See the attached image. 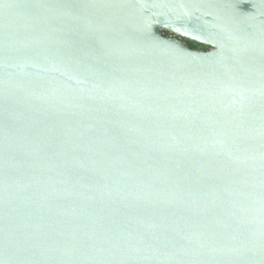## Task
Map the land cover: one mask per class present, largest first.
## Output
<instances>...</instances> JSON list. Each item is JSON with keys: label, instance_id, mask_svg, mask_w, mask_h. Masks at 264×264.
I'll return each mask as SVG.
<instances>
[{"label": "water", "instance_id": "1", "mask_svg": "<svg viewBox=\"0 0 264 264\" xmlns=\"http://www.w3.org/2000/svg\"><path fill=\"white\" fill-rule=\"evenodd\" d=\"M0 264H264V0H0Z\"/></svg>", "mask_w": 264, "mask_h": 264}, {"label": "flooded vegetation", "instance_id": "2", "mask_svg": "<svg viewBox=\"0 0 264 264\" xmlns=\"http://www.w3.org/2000/svg\"><path fill=\"white\" fill-rule=\"evenodd\" d=\"M166 37H172L174 38V36L170 35V34H165ZM189 48L193 49V50H205V51H208L209 49L201 46V45H198V44H195V43H192V42H187L183 39H181Z\"/></svg>", "mask_w": 264, "mask_h": 264}, {"label": "trees", "instance_id": "3", "mask_svg": "<svg viewBox=\"0 0 264 264\" xmlns=\"http://www.w3.org/2000/svg\"><path fill=\"white\" fill-rule=\"evenodd\" d=\"M165 34H167V33H165ZM165 34H164V35H165ZM195 44H196V43H195ZM198 45H199V44H198ZM201 46H202V45H201ZM203 47H205V46H203ZM205 48H207V47H205ZM207 49H209V48H207Z\"/></svg>", "mask_w": 264, "mask_h": 264}]
</instances>
